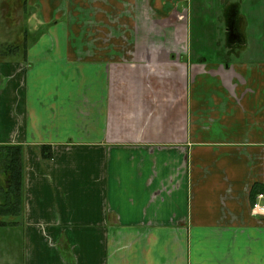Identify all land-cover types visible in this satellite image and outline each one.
Returning <instances> with one entry per match:
<instances>
[{
  "label": "crops",
  "instance_id": "crops-1",
  "mask_svg": "<svg viewBox=\"0 0 264 264\" xmlns=\"http://www.w3.org/2000/svg\"><path fill=\"white\" fill-rule=\"evenodd\" d=\"M26 1L0 264H264V0Z\"/></svg>",
  "mask_w": 264,
  "mask_h": 264
},
{
  "label": "trees",
  "instance_id": "trees-1",
  "mask_svg": "<svg viewBox=\"0 0 264 264\" xmlns=\"http://www.w3.org/2000/svg\"><path fill=\"white\" fill-rule=\"evenodd\" d=\"M24 5H27L25 0ZM28 8V5L25 9ZM27 31V29H26ZM31 37L26 33L22 48L19 45L8 44L0 50V60L12 58L21 49L26 50L27 40ZM45 148V147H44ZM0 213L23 209L24 206V164L23 147L17 145H0Z\"/></svg>",
  "mask_w": 264,
  "mask_h": 264
},
{
  "label": "rangeland",
  "instance_id": "rangeland-1",
  "mask_svg": "<svg viewBox=\"0 0 264 264\" xmlns=\"http://www.w3.org/2000/svg\"><path fill=\"white\" fill-rule=\"evenodd\" d=\"M24 1L25 0H0V50L6 48L8 44L19 45L20 48H22V44L25 41L23 38L26 36V33L32 34L34 37L41 32L40 29H38L39 25L36 27L37 23L35 24V21L28 16L30 12L34 10L30 9L31 6H28L30 11L27 12L28 9H25L26 6L23 3ZM30 2H32L35 7H39L40 0H30ZM26 29H28V31L30 29V32L26 31ZM2 58L5 59L4 57ZM7 80L8 73L2 72L0 81L5 83ZM5 258L7 257H4V259Z\"/></svg>",
  "mask_w": 264,
  "mask_h": 264
},
{
  "label": "built area",
  "instance_id": "built-area-1",
  "mask_svg": "<svg viewBox=\"0 0 264 264\" xmlns=\"http://www.w3.org/2000/svg\"><path fill=\"white\" fill-rule=\"evenodd\" d=\"M252 213L264 219V193H258L252 205Z\"/></svg>",
  "mask_w": 264,
  "mask_h": 264
}]
</instances>
